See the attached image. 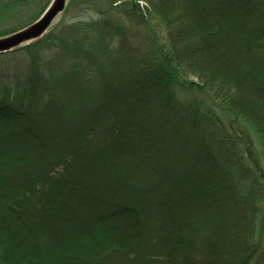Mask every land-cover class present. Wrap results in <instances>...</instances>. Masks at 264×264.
I'll return each mask as SVG.
<instances>
[{
    "label": "trees",
    "instance_id": "trees-1",
    "mask_svg": "<svg viewBox=\"0 0 264 264\" xmlns=\"http://www.w3.org/2000/svg\"><path fill=\"white\" fill-rule=\"evenodd\" d=\"M195 1L200 0L96 1L89 4L95 12L89 19L58 24L29 45L0 54L1 59L21 50L30 60L0 81V264H106L114 256L128 264H159L169 257H177L172 264L187 263L189 241L179 236L180 219L166 200L150 205L143 197L154 193L168 168L192 161L197 150L222 175L221 188L234 200V241L242 247L232 244L231 264H264V238L255 237L264 229L262 222L255 225L258 211L264 213V97L238 86L230 74L204 68L206 41L218 27L209 29L197 17ZM204 1L243 11L247 22L260 16L252 39L262 52L253 57H264V0ZM30 2L0 0V17L18 15ZM151 17L159 20L162 35ZM258 73L262 83L264 69ZM132 85L151 89L146 110L160 130L154 138L159 156L152 164L125 154L104 172L98 149L114 144L111 135H120L119 126L111 112L107 123L94 118L111 109L112 94ZM180 93L194 94L187 100ZM199 93L208 98L207 109ZM215 100L248 126L245 140L213 111ZM87 122L76 134L77 147L62 149L70 143L68 134ZM128 189L136 194L129 198ZM201 210L207 214L208 207ZM197 217L188 232L190 254L200 260L215 224ZM143 225L146 234L140 233Z\"/></svg>",
    "mask_w": 264,
    "mask_h": 264
},
{
    "label": "rangeland",
    "instance_id": "rangeland-1",
    "mask_svg": "<svg viewBox=\"0 0 264 264\" xmlns=\"http://www.w3.org/2000/svg\"><path fill=\"white\" fill-rule=\"evenodd\" d=\"M50 1L51 0H32L28 6L19 9L20 14L15 15L10 13L5 17H0V32L9 30L16 31L34 22L45 10ZM96 1L105 6V3L107 5L108 0H75L73 3H71V0H66L64 10L55 17L47 32L58 24L86 20L91 16H94L95 12L90 9L89 4L92 5V3ZM139 3L145 5L143 1H139ZM194 4L196 6V12H198L197 17L203 20L202 22L206 24L209 29L212 28L213 25H217L218 27L216 34L206 41L208 44V52H206L207 56H205L206 62L203 64L204 68L208 70L211 69L222 76L224 74L223 72L230 74L238 86L245 90L248 89L249 92L252 91L253 94L263 95L264 97V76L262 77V83L259 82L257 76L259 74L258 72L264 69V57H253V55L256 56V53L262 52V50H260L256 40L252 39V36L255 35L253 32L258 30V25L256 24L261 17H253L247 22L245 21L246 19H244L245 14L243 15V11L241 12L226 7L225 5L223 6V4L221 5L219 3L220 5L213 4V6H211L206 4L204 0L195 1ZM148 20L150 21L152 28L158 32L159 35H162L163 27L159 24V20L155 17L148 18ZM244 22L247 24H244ZM3 35L6 34L4 33L0 36ZM24 46L26 45L21 47ZM248 60L251 61V63H248L249 67L246 64ZM29 63L30 60L27 53L21 50L15 55L4 56L0 59V74L3 72V74L0 75V81H5L2 78L9 73V71L25 69L28 67ZM243 66H245V69ZM135 86L137 87V85H132L131 88L123 90L124 92L120 95L112 94L109 98L113 99L108 106V108L111 109L99 112L94 118L95 120L97 119V121L100 120L102 123H107L110 121L111 112L115 115L116 122L119 126L118 133L120 135L118 137L111 135L113 134L111 130L109 132L106 131L104 135L105 141L106 136L111 135L114 144L112 146L101 144L98 149L100 152L98 155L99 168L104 172H109L112 171L113 168H116L119 165L120 158L125 154L133 158L138 157L140 161L145 163L152 162V164H156L153 161L159 156L157 153L160 145L156 144V140L154 139L157 138L159 129L155 128V121L152 120L154 118L150 117V112L146 110L147 101L152 95L151 89L150 87H139L140 89H138ZM249 92L244 91L243 95L249 96L252 94L251 92L248 94ZM191 94L194 93H185V95L180 93L179 95L184 96V99L190 100L193 96ZM197 97L202 100V102L204 101L203 104L206 105L205 107L201 106L202 109H207V107H209L208 98L201 93H199ZM109 100L110 99L104 98L101 102L106 104ZM213 103H215L216 106L214 108L215 110H212L219 115V118L222 119L225 126L230 127L233 134L238 132L241 136V140H245V134L250 135L248 126L242 120H237L233 115L224 111L222 107L219 106V101L215 100ZM90 125V122L82 124L77 128L76 132L72 133L73 135L68 134L70 143L64 145L62 149H67V147H77L80 140L76 139V134L78 135V132L82 130V127H88ZM191 132L195 133L194 130ZM240 132L243 133V135ZM114 134L117 133L114 132ZM65 135L67 136V134ZM48 143L47 146L50 145V147L54 144L53 141ZM193 144L189 145L192 149L193 146H195V144ZM253 150L257 156L255 148ZM197 151L198 152H196L192 161L188 160L184 163L185 165H183L182 162L178 160V162L175 163L178 167L175 166L168 168L163 175L164 177L162 178V181H158V187L154 185V187H157L154 189V193L152 195H144L143 198L145 201H148L149 204L155 199L166 200L178 220L180 219L179 223L182 224L184 228L179 236H181V238L183 237L185 240L188 239L189 241L188 245L185 246L187 247L185 249V259L187 263L182 264H192V260L196 261L195 264H231V254L234 252L231 247L232 244L233 246L236 244L238 249L242 247H239L240 245L234 241L235 234H237L235 232L238 228L235 223V220L238 217L234 207V200L232 199L230 191H227L228 189L222 190L221 188H224L225 186V180L221 177L222 175L214 173L204 160L203 153L200 152V150ZM125 171L126 170L123 172ZM127 177L128 174L124 173V176H122L124 179L123 182L126 181ZM216 187H218V189ZM127 194L130 198L134 196L136 192L130 189ZM130 204L138 205L133 203ZM167 206V204L161 205L163 209H166ZM205 207H208L207 214L201 210V208ZM197 215L201 217L204 216L206 221H208V224H215L213 231L215 234L214 236L212 235V239L210 238L211 241L206 244L200 260L198 259L199 256L190 254L193 246L191 245L192 236H190V233L188 232V230L192 228V220L197 223ZM260 222L264 223V213L258 211L255 218L257 229ZM185 224L187 225L185 226ZM195 227L199 228L197 224ZM142 231L146 234L147 229L145 225L142 227L140 226V233ZM259 232L260 230L255 232V237L264 238V229L261 234ZM136 237H139V235ZM139 240H141V238H139ZM185 240H182L179 243L181 245H179L180 249L183 247ZM176 258L177 257H169V259H165L166 262L161 260L163 262L159 264H172L173 260ZM139 261H135L134 264H148V262ZM106 264L128 263L125 262V259L120 260V258L114 256L110 258Z\"/></svg>",
    "mask_w": 264,
    "mask_h": 264
},
{
    "label": "water",
    "instance_id": "water-1",
    "mask_svg": "<svg viewBox=\"0 0 264 264\" xmlns=\"http://www.w3.org/2000/svg\"><path fill=\"white\" fill-rule=\"evenodd\" d=\"M66 0H51L41 15L32 23L9 34L0 36V54L11 52L42 37L61 13Z\"/></svg>",
    "mask_w": 264,
    "mask_h": 264
}]
</instances>
